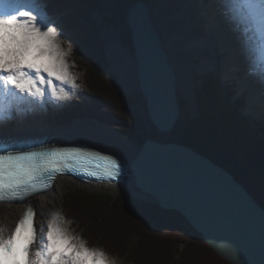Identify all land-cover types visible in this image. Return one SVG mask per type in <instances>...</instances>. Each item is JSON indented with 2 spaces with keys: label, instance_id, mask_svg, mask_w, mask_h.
I'll list each match as a JSON object with an SVG mask.
<instances>
[{
  "label": "trees",
  "instance_id": "obj_1",
  "mask_svg": "<svg viewBox=\"0 0 264 264\" xmlns=\"http://www.w3.org/2000/svg\"><path fill=\"white\" fill-rule=\"evenodd\" d=\"M48 16H58L59 30L73 42L87 69L97 109L74 105L57 117L92 119L119 129L120 134L140 145L147 139L143 124L131 113V98L124 96L115 78L107 72L108 62L102 41L81 26V15L70 10L63 0H47ZM208 74L196 89L198 116L192 124L216 150L217 163L244 184L264 208V124L250 122L235 105L226 106ZM231 94V92H230ZM184 135L183 143L194 146ZM156 204L132 199H113L84 190H67L60 203V216L89 248L117 258L123 264H229L215 254L203 239L178 214V221H165ZM148 227V228H147Z\"/></svg>",
  "mask_w": 264,
  "mask_h": 264
},
{
  "label": "water",
  "instance_id": "obj_2",
  "mask_svg": "<svg viewBox=\"0 0 264 264\" xmlns=\"http://www.w3.org/2000/svg\"><path fill=\"white\" fill-rule=\"evenodd\" d=\"M124 22L131 35L135 90L162 136L143 142L128 161L126 181L159 210L178 213L229 264H264V208L231 171L190 145L167 140L181 113L178 77L152 26L148 6L142 1L130 5Z\"/></svg>",
  "mask_w": 264,
  "mask_h": 264
},
{
  "label": "bare ground",
  "instance_id": "obj_3",
  "mask_svg": "<svg viewBox=\"0 0 264 264\" xmlns=\"http://www.w3.org/2000/svg\"><path fill=\"white\" fill-rule=\"evenodd\" d=\"M111 1L124 6L126 10L138 1H142L148 6L152 26L160 36L169 61L175 65L178 77L176 84L178 99L179 95L192 99L190 88H192L191 84L194 86V80H191V76L195 70L204 73L215 69V66L219 64L220 76L223 81L225 79L235 80L239 94L247 91L246 113L257 116L259 112H264V58L259 52L261 45L264 44V31L261 30L259 24L248 23L242 12L234 11L231 0ZM5 3L6 0H0V14L5 13ZM29 7L33 8L31 5ZM201 21L202 25L200 26L198 23ZM103 34L112 70L116 73L125 91L133 90L136 88L133 57L129 50L119 43L117 33L105 30ZM252 36L253 38H251ZM246 48L253 50L251 57L244 55ZM196 59L199 61L198 65L193 62ZM56 87L58 92L63 88L69 95L72 91H77V88L74 89L59 82H56ZM22 97L26 101L28 111L32 114V121L26 123L25 120L17 118V122L12 126L2 127L4 131L0 134L1 138L23 139L52 135L57 139L59 145L85 144L91 148L113 152L126 160L127 163L135 156L134 148L124 139L116 138L112 130L108 128L98 130L100 132L98 134L92 129L88 131L90 129L81 124L58 128L45 127L39 122L36 113L38 112L37 106L35 103L33 104L32 97L27 93L15 92L14 95L6 93L3 86L0 85V109L8 104H13L14 101L22 99ZM38 101L52 103L55 99L49 92L47 97ZM129 174L130 168L124 181L128 180ZM65 182L76 183L68 177L60 176L56 178L47 192L35 195L27 202L1 203L0 228L4 229L5 238L14 228L25 206L29 204L36 210V225L39 230L36 246L32 247V251L35 252L42 248L46 240H41L40 237L46 236V231L40 229L43 226L41 209L45 205V200L52 199ZM123 183L104 184L114 186V188L123 186L127 192H130L129 187ZM92 184L83 185L93 186ZM146 199L150 202L148 198Z\"/></svg>",
  "mask_w": 264,
  "mask_h": 264
},
{
  "label": "snow or ice",
  "instance_id": "obj_4",
  "mask_svg": "<svg viewBox=\"0 0 264 264\" xmlns=\"http://www.w3.org/2000/svg\"><path fill=\"white\" fill-rule=\"evenodd\" d=\"M231 5L234 11L244 14L248 23L259 24L264 31V0H231ZM4 8L5 13L0 14V85L12 95L27 93L33 102L43 100L49 92L55 100L69 99V93L63 88L57 91L56 82L74 89L79 85L66 59L68 53L61 47L59 36L63 32L58 33V22L43 13L34 14L27 0H6ZM259 52L264 58V44ZM244 55L251 57L253 50L246 48ZM3 131L0 128V134ZM87 160L88 156L76 151L0 154V198L5 192L15 196L29 187L34 188L42 178H54ZM120 169L116 160L108 159L102 169L103 177L114 179L120 175ZM36 215L35 210L28 207L6 238L4 229L0 228V261H11V264H107L102 252L88 249L82 241L77 242L55 220L48 222L46 236L40 237L46 240L42 248L33 252L39 231L34 223Z\"/></svg>",
  "mask_w": 264,
  "mask_h": 264
},
{
  "label": "rangeland",
  "instance_id": "obj_5",
  "mask_svg": "<svg viewBox=\"0 0 264 264\" xmlns=\"http://www.w3.org/2000/svg\"><path fill=\"white\" fill-rule=\"evenodd\" d=\"M63 1L69 4L70 10L72 12L81 15L82 20L80 21V24L86 29L87 33L89 35H92V37L95 36L97 40L102 41L103 52L105 54V59L107 62L108 60L106 56L108 57V55L106 51V40L103 34L105 30L106 32L112 31L114 33H117V40L123 47L129 50L131 56L133 57L131 35L129 29L127 28L124 22V15L126 13V9L124 6L115 4L111 0H63ZM27 2L28 5H31L34 8L33 10L34 14L43 13L44 15H46L44 10V4L45 2H47V0H27ZM56 17L57 16L55 17L50 16V18H52L53 20H56ZM201 25H202V21H201ZM57 31L58 33L60 32L58 29ZM59 41L61 47L64 49L65 52L68 53L66 59L69 65L71 66V71L73 75L76 76V83L77 85H79V87L77 88V91H72L71 95H69L70 98L67 100L64 101L55 100L52 103L35 101L33 102V104L35 103V105L37 106V111L42 113L43 118H45V120L43 119L42 121L45 127L58 128V127H66L69 124L70 125L81 124L89 128L90 130L88 131H91L92 129L97 131L98 134H100L99 131L101 129H105L106 127H102L101 125L95 123L90 119L74 120V117L70 118L69 116H67L68 119H66L65 122H63L57 117L58 112L63 113L65 112V110H67L68 107H70L71 109H75L74 105L76 104L80 105V107L82 108H86L91 111L98 108L97 107L98 103L95 100L91 99L94 93H92L91 91L92 88L89 87L88 85V80H89L87 76L88 71L87 69H85L86 65L82 59L83 57L82 58L81 56L78 57L77 55L78 53L74 48V44L67 35L65 34L60 35ZM193 62L195 65L199 64L197 59L194 60ZM110 63L108 62L107 72L114 76L115 81L121 90V93L124 96L131 98V102H132L131 113L137 116V118L143 124V131H144L143 134H145L147 138L160 140L162 136L156 131V129L149 121V118L146 113L145 102L141 94L137 92L135 88L133 90L125 91L123 86L119 82L116 73L114 71L112 72V65H110ZM195 72L198 71L195 70L194 73ZM199 73H197L196 75V82H195V86L197 87V89L198 86L199 87L202 86V82L200 79L201 77L200 75H198ZM214 73L216 74L214 76L217 78L218 81V83H216V87L218 91H220L223 95L222 99L224 100V104L226 106H230L231 102H234V100L239 99V101L241 100L240 102H243L245 106V101L247 102V97H246L247 95L246 96L242 95L241 97H237V95L240 96L241 94L238 93V85L236 84V81L233 80L232 83L231 81H228L229 79H225L223 81L220 76L221 72H220L219 64L215 66ZM233 90L236 92V94L234 95L233 98H228L226 92ZM22 99L19 98L18 99L19 102L14 101L13 104H8L6 107L0 109V116H2L1 118L2 120H0L1 124L3 125L9 124V126H12L15 122H17V118L21 120L24 119L29 123L32 121V119L28 116V113L25 112L26 110L28 111V108L26 107V101L25 99L23 100ZM179 104H180L181 113L173 131L167 135V140L184 144L182 142L184 139V135L188 134L187 135L189 136L188 138H192V139L195 138V140H192V143L194 144V146L192 147L196 149L198 152L202 153L203 155L209 157L210 159L216 162L217 159L215 158L216 157L215 148L211 146H207L205 136L202 135L199 130L193 127L192 122L196 118L195 113L193 112V102L191 101V99L183 95L182 96L179 95ZM237 106L241 107L239 103L237 104ZM263 113L264 112H259L257 116L255 115L256 117L252 115H247V116H249L250 120H257L258 122L264 123ZM112 132L116 138L124 139L126 143L130 144L134 148L135 152L141 147V145L138 142L130 141L126 139L116 131H112ZM123 184L129 187L130 192H127V190L123 186L114 188V186L105 185V184L87 186V185L76 184L74 182L72 183L65 182L61 186L59 192L52 199L45 200V205L41 209L42 210L41 220L43 222V226L40 227V229H42V231H47L48 222L50 220H55L56 223L59 226L65 228L67 232L76 239L77 242L82 241L81 239H79L78 235H74L72 231H69L67 225L64 222H62V219H60L59 217L61 198L67 190L79 189V190H84L88 193H93L102 196H110L113 199L115 198H121L125 200L132 199L139 203L151 204L150 202L147 201V199L144 196H141L138 193H134L131 189V185L129 182L126 181ZM160 217L165 221H169V222L179 220V217L177 216L176 212L173 211H162ZM90 250H95V249H90ZM104 257L107 261V264H123L117 258L111 259L106 255H104Z\"/></svg>",
  "mask_w": 264,
  "mask_h": 264
}]
</instances>
